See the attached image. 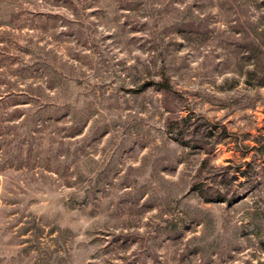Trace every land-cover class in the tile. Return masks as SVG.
<instances>
[{
    "label": "rangeland",
    "instance_id": "obj_1",
    "mask_svg": "<svg viewBox=\"0 0 264 264\" xmlns=\"http://www.w3.org/2000/svg\"><path fill=\"white\" fill-rule=\"evenodd\" d=\"M0 264H264V0H0Z\"/></svg>",
    "mask_w": 264,
    "mask_h": 264
},
{
    "label": "trees",
    "instance_id": "obj_2",
    "mask_svg": "<svg viewBox=\"0 0 264 264\" xmlns=\"http://www.w3.org/2000/svg\"><path fill=\"white\" fill-rule=\"evenodd\" d=\"M159 84H162L163 86L161 87L164 91H166L167 92V89H168V85L169 84H166V83H159ZM171 120V119H170ZM199 187H202V185L200 184L199 185ZM202 189V193H206V192H208L207 190H205L204 188H201ZM205 191V192H204ZM205 196V195H204ZM222 197H224V195H222V194H220V193H218L217 194V196L216 195H214V196H211V194L209 195V193H206V196H205V198H215V199H219V198H222Z\"/></svg>",
    "mask_w": 264,
    "mask_h": 264
}]
</instances>
